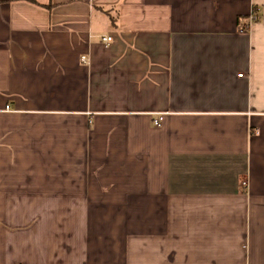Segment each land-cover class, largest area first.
Returning a JSON list of instances; mask_svg holds the SVG:
<instances>
[{
  "label": "crops",
  "instance_id": "obj_1",
  "mask_svg": "<svg viewBox=\"0 0 264 264\" xmlns=\"http://www.w3.org/2000/svg\"><path fill=\"white\" fill-rule=\"evenodd\" d=\"M0 264H264V0H0Z\"/></svg>",
  "mask_w": 264,
  "mask_h": 264
},
{
  "label": "built area",
  "instance_id": "obj_2",
  "mask_svg": "<svg viewBox=\"0 0 264 264\" xmlns=\"http://www.w3.org/2000/svg\"><path fill=\"white\" fill-rule=\"evenodd\" d=\"M255 18L256 17L253 14H250L249 23H248V25L245 28H248L250 23H251V21H253ZM101 39L104 40V41H108V40H110V37L109 36H102ZM80 59H81L82 62H86V60H87L85 55H82L80 57ZM240 75H242V74L239 73L238 76H240ZM161 119H162V116L155 117L153 119V123L157 124V123H159V121Z\"/></svg>",
  "mask_w": 264,
  "mask_h": 264
}]
</instances>
